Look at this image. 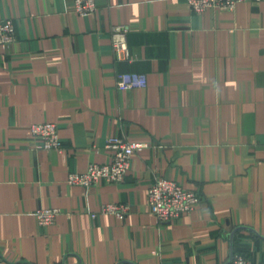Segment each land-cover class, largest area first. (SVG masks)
I'll return each instance as SVG.
<instances>
[{
  "label": "crops",
  "instance_id": "0c3cea01",
  "mask_svg": "<svg viewBox=\"0 0 264 264\" xmlns=\"http://www.w3.org/2000/svg\"><path fill=\"white\" fill-rule=\"evenodd\" d=\"M0 0L15 41L0 46V262L3 264H264V2L196 14L186 0ZM129 28L131 60L111 30ZM120 73L146 88L121 91ZM56 123L63 152L33 150L34 124ZM148 146L122 184L83 188L69 174L108 161L110 138ZM159 179L201 203L161 223ZM130 206L124 219L102 214ZM60 210L41 226L35 212ZM92 214L97 217L93 218Z\"/></svg>",
  "mask_w": 264,
  "mask_h": 264
},
{
  "label": "built area",
  "instance_id": "2783aa9c",
  "mask_svg": "<svg viewBox=\"0 0 264 264\" xmlns=\"http://www.w3.org/2000/svg\"><path fill=\"white\" fill-rule=\"evenodd\" d=\"M248 0H186L196 14H203L211 8L232 12L237 6ZM256 3L264 0H254ZM73 9L79 15L86 17L93 15L98 9L97 0H73ZM15 25L12 19L0 20V46L15 41ZM129 28L117 25L111 30V40L114 55L119 60H131L128 44ZM148 78L145 74L120 73L117 75V88L130 91L146 88ZM33 150H47L63 152L64 147L56 123L44 122L34 124L31 128ZM144 142H133L120 137L110 138L107 148L111 151L108 161L103 164L92 163L83 172L69 174L68 183L83 188H89L101 183L109 185L122 184L132 168V158L135 152L147 147ZM148 203L151 213L161 223H171L179 220L184 214L192 213L201 203L198 191L188 190L179 183L167 179H159L150 185ZM130 211L125 204H107L102 206V214L114 215L124 219ZM59 209L43 208L35 212L41 226H51L55 223ZM96 218V214H92ZM0 264H3L0 262ZM232 264H254L244 255H235Z\"/></svg>",
  "mask_w": 264,
  "mask_h": 264
}]
</instances>
